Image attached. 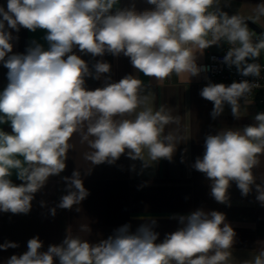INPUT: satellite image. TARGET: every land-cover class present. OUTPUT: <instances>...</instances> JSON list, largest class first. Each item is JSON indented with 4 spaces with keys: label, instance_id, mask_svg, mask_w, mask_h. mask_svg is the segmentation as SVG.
I'll use <instances>...</instances> for the list:
<instances>
[{
    "label": "clouds",
    "instance_id": "obj_1",
    "mask_svg": "<svg viewBox=\"0 0 264 264\" xmlns=\"http://www.w3.org/2000/svg\"><path fill=\"white\" fill-rule=\"evenodd\" d=\"M147 3L154 7L142 12L134 6L116 8L118 0H7V10L0 6V62L8 69V84L0 91V123L10 122L12 128L11 134L0 131V212H30L34 194L49 177L65 170L68 141L85 124L82 139L92 149L86 158L93 165L113 164L126 150L145 166L150 165L143 157L145 149L152 162L172 160L177 144L173 136L163 134L178 118L164 109L137 112L146 97L140 96L142 81L131 74L118 82L108 77L103 87L88 90L85 77L100 79L110 73L111 65L98 61L93 73L75 48L93 57L123 54L138 72L163 80L172 74L199 75L205 69L197 65V51L202 55L223 41L230 45L223 57L228 67L235 66L245 77L260 76L262 66L255 61L264 51V34L253 42L244 18L212 10L219 0ZM255 13L257 19L264 17V3L256 6ZM6 24L16 32L21 27L46 30L47 50L34 43L26 54L9 55L13 36ZM253 86L248 80L227 86L209 83L200 95L213 102V118L229 105L239 119L240 101ZM134 113V119L123 118ZM254 121L242 130L208 135L203 157L195 161L194 168L211 181V195L219 203H228V189L235 182L243 196L255 185L256 198L264 205V184H257L253 174L264 154V112L257 113ZM13 170L24 183L16 185L9 179ZM63 179L67 194L58 207L71 209L89 193L79 171ZM55 211L51 209V214ZM178 219L182 227L159 243V233L152 227L155 220L135 233L129 225L121 226L98 243L68 235L47 251H40L43 242L33 237L28 250L12 255L6 264H55L56 260L59 264H228L236 233L224 213L198 209ZM10 247L18 245L0 244L3 250ZM243 264H264V250Z\"/></svg>",
    "mask_w": 264,
    "mask_h": 264
},
{
    "label": "crops",
    "instance_id": "obj_2",
    "mask_svg": "<svg viewBox=\"0 0 264 264\" xmlns=\"http://www.w3.org/2000/svg\"><path fill=\"white\" fill-rule=\"evenodd\" d=\"M260 3H264V0H219L220 6L244 18L249 32L253 34L249 24L264 32V17L257 19L255 13L256 6ZM0 6L7 10V0H0ZM133 6L141 12L154 7L147 0H118L115 7L123 9ZM6 29L13 36V50L9 55L26 54L34 43L41 44L45 50L48 48L44 39L46 30L37 29L32 32L21 27L16 32L8 29L7 24ZM223 43L212 45V50L218 51ZM73 51L88 63L93 73V65L98 61L103 60L111 65L110 73L103 74L100 79L85 77V87L88 90L103 87L109 82L108 77L111 82H118L129 74L140 79V96L146 97V100L137 112L144 108H151L153 111L164 109L177 117L178 122L167 125L163 134L173 136L177 144L176 150L171 161L160 159L152 162L145 149L143 157L150 164L148 166L140 159H131L127 155L128 150L113 164L105 162L93 165L86 158L92 149L88 141L82 139L87 132L85 124L68 141L65 170L49 177L46 184L34 194L30 212H0V244L14 242L18 245L15 248L0 249V264H6L12 255L26 252L27 243L33 237L38 236L43 242L40 251H47L50 245L62 244L68 235L98 243L112 236L121 226L129 225L130 232L135 233L141 225L152 220L156 222L152 227L159 233V243L166 234L182 227L178 219L180 215L186 216L198 209L224 213L225 222L234 229L235 243L229 250L231 256L228 264H243L264 250V205L256 198L255 185L247 196H243L236 183L231 182L228 203H219L211 195V181L194 168L196 159L203 157L206 137L226 129L242 130L255 123L256 104L241 100L239 119L232 115L229 105H225L220 116L213 118V102L200 95L205 87L200 73L192 77L187 73L180 76L172 74L168 78L157 80L138 72L123 54L114 57L106 53L103 57H93L91 54L81 53L78 48ZM196 54L199 66L206 61V51L202 55L198 51ZM7 73L8 69L0 62V91L8 84ZM123 118L134 119L135 113ZM0 131L11 134L10 122L0 123ZM259 160L253 174L257 184H264V154L260 155ZM74 171L80 172L89 194L71 209L59 208L61 197L67 194V184L63 178L71 177ZM9 179L16 185L24 183L18 178L16 170L12 171ZM53 208L56 210L55 215L51 214ZM55 264H59L58 260Z\"/></svg>",
    "mask_w": 264,
    "mask_h": 264
},
{
    "label": "built area",
    "instance_id": "obj_3",
    "mask_svg": "<svg viewBox=\"0 0 264 264\" xmlns=\"http://www.w3.org/2000/svg\"><path fill=\"white\" fill-rule=\"evenodd\" d=\"M230 45L224 42L218 51H213L211 46L205 49L206 61L199 66H202L205 70L201 71L202 83L207 86L209 83H223L226 86L232 82H240L248 80L254 83L250 94L246 99H241L244 102H252L257 106V113L264 112V53L260 54L259 58L255 61L259 63L261 67V74L256 77H245L238 73L235 66L228 67L223 57L227 54ZM253 62V61H249ZM170 77V76H169Z\"/></svg>",
    "mask_w": 264,
    "mask_h": 264
},
{
    "label": "water",
    "instance_id": "obj_4",
    "mask_svg": "<svg viewBox=\"0 0 264 264\" xmlns=\"http://www.w3.org/2000/svg\"><path fill=\"white\" fill-rule=\"evenodd\" d=\"M212 10H219V11H222V12H226L229 16H232V15H236L234 12H232V11H230V10H228V9H226V8H223L222 6H220V5H213L212 6ZM249 27H250V29L254 32V34L256 35V36H258L259 38H261V34H264V32L260 29V28H258L257 26H255V25H253V24H249Z\"/></svg>",
    "mask_w": 264,
    "mask_h": 264
},
{
    "label": "rangeland",
    "instance_id": "obj_5",
    "mask_svg": "<svg viewBox=\"0 0 264 264\" xmlns=\"http://www.w3.org/2000/svg\"><path fill=\"white\" fill-rule=\"evenodd\" d=\"M251 36L253 40H258V38L253 33H251Z\"/></svg>",
    "mask_w": 264,
    "mask_h": 264
}]
</instances>
